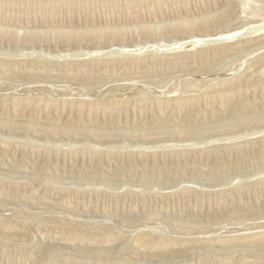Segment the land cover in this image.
I'll list each match as a JSON object with an SVG mask.
<instances>
[{
	"label": "rangeland",
	"instance_id": "374dc122",
	"mask_svg": "<svg viewBox=\"0 0 264 264\" xmlns=\"http://www.w3.org/2000/svg\"><path fill=\"white\" fill-rule=\"evenodd\" d=\"M0 264H264V0H0Z\"/></svg>",
	"mask_w": 264,
	"mask_h": 264
},
{
	"label": "bare ground",
	"instance_id": "6f19581e",
	"mask_svg": "<svg viewBox=\"0 0 264 264\" xmlns=\"http://www.w3.org/2000/svg\"><path fill=\"white\" fill-rule=\"evenodd\" d=\"M222 37H223V36H222ZM222 37H221V38H222ZM226 37H227V36H226Z\"/></svg>",
	"mask_w": 264,
	"mask_h": 264
}]
</instances>
